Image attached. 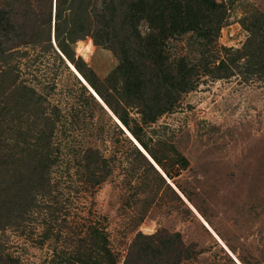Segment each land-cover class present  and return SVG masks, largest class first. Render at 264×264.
I'll return each instance as SVG.
<instances>
[{"label":"trees","instance_id":"trees-1","mask_svg":"<svg viewBox=\"0 0 264 264\" xmlns=\"http://www.w3.org/2000/svg\"><path fill=\"white\" fill-rule=\"evenodd\" d=\"M229 9L226 0H0V264H25V242L49 248L39 264H119L103 224L82 215L53 180L52 167L60 161L55 149L68 140L70 127L79 125L80 116L91 115L88 104L108 116L57 49L172 181L185 169L186 158L178 154L166 158L151 149L141 133L174 109L200 74L218 70L229 75L242 56L250 62L245 70H264V14L243 18V24L253 19L247 24L251 28L243 48L222 47L227 53L218 64L213 60L197 64L191 54L171 57V41L188 34L190 40L214 43ZM87 38L112 50L121 61L120 87L100 86L92 77L93 70L76 56L74 45ZM255 53L260 62L252 64ZM14 56H18L15 61ZM61 68L72 75L73 87L84 97L68 88L67 110L50 96L58 89L56 76ZM49 69L54 70L51 76L41 72ZM23 118H27L26 131ZM117 125L113 128L143 158L160 184L183 202ZM113 158L96 146L82 148L75 155L80 183L87 190L99 186L111 175ZM172 183L205 218L190 193ZM67 188L72 186L68 183ZM11 235L23 243L12 241ZM194 246L185 243L177 231L137 232L122 264H181L196 257Z\"/></svg>","mask_w":264,"mask_h":264},{"label":"rangeland","instance_id":"rangeland-1","mask_svg":"<svg viewBox=\"0 0 264 264\" xmlns=\"http://www.w3.org/2000/svg\"><path fill=\"white\" fill-rule=\"evenodd\" d=\"M226 1L230 5L228 17L214 43L207 45L190 40L188 34L171 41L172 58L191 54L197 64L202 60L218 64L227 53L222 47L233 51L243 48L251 28L247 24L253 20L250 18L245 25L243 18L249 14L254 17L264 14V0ZM141 29L144 30V25ZM74 48L76 56L93 70L91 75L100 86L111 90L121 86L122 65L112 50L94 45L90 38L79 40ZM255 57L252 64L260 62L258 53ZM16 59L18 56H14L13 61ZM49 63L55 66L50 58ZM248 63L242 56L237 58L235 69L229 75L218 70L200 74L193 89L180 95L174 109L163 113L141 133L149 147L163 152L160 154L165 157L173 158L178 154L186 158L185 169L172 181L190 193L209 223L153 160L188 204L179 201L160 184L143 158L113 128L116 121L107 111L109 117L97 111L92 103L87 108L91 115L80 116L79 125L70 127L68 140L64 139L59 149H55L60 161L52 167L53 180L58 182L59 189L69 194L73 206L82 215L103 224L119 264L137 232L152 233L162 228L180 232L187 244L196 243V257L181 264H237L200 219L239 264H244L243 261L264 264V70H245ZM53 71L41 72L51 76ZM56 81L58 89L50 96L64 109L70 102L68 88L84 98L80 89L73 87L74 79L67 70L59 69ZM131 115L137 117L133 111ZM26 119L23 118L24 131ZM32 133L31 127L27 138L30 139ZM87 146L98 147L106 157L114 156L111 175L89 190L80 183L75 162V155ZM144 152L150 156L146 150ZM68 183L72 188H67ZM11 240L23 243L22 238L13 235ZM25 244L28 248L25 264H39L49 254L47 245Z\"/></svg>","mask_w":264,"mask_h":264},{"label":"water","instance_id":"water-1","mask_svg":"<svg viewBox=\"0 0 264 264\" xmlns=\"http://www.w3.org/2000/svg\"><path fill=\"white\" fill-rule=\"evenodd\" d=\"M56 48V47H55ZM57 49V48H56ZM57 51L59 52V54L62 56V58L65 60L66 64L68 65V67L73 71V73L78 77V79L87 87V89L91 92V94L98 100V102L101 104V106L109 113V115L116 121V123L124 130V132L128 135V137L131 139V141L136 145V147L142 152V154L150 161V163L154 166V168L163 176L164 179H166V182L171 185V187L177 192V194L181 197V199L185 201V198H183V196L176 190V188L167 180V178L165 177V175L163 174V172H161V170L157 167V165L153 162V159L150 158V156H148L144 150L139 146V144L135 141V139L123 128V126L118 122V120L116 119V117L110 112V110L107 108V106L97 97V95L93 92V90L90 88V86L88 84H86L81 76L71 67V65L69 64V62L63 57V55L61 54V52L57 49ZM187 203V202H186ZM188 204V203H187ZM198 216V215H197ZM199 217V216H198ZM200 219V218H199ZM200 221L203 223V225L206 227V229L217 239V241L222 245V247L226 250V252L232 257V259L239 264V262H237V260L233 257V255H231V253L225 248V246H223V244L219 241V239L217 238V236L214 234L213 231L210 230V228L207 226V224L200 219Z\"/></svg>","mask_w":264,"mask_h":264}]
</instances>
